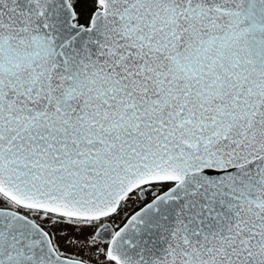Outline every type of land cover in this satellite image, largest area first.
Masks as SVG:
<instances>
[{
    "label": "snow or ice",
    "instance_id": "obj_1",
    "mask_svg": "<svg viewBox=\"0 0 264 264\" xmlns=\"http://www.w3.org/2000/svg\"><path fill=\"white\" fill-rule=\"evenodd\" d=\"M0 264H264V0H0Z\"/></svg>",
    "mask_w": 264,
    "mask_h": 264
}]
</instances>
